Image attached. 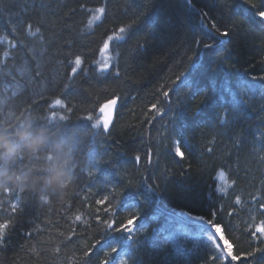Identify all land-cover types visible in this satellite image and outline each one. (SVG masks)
<instances>
[{"label":"trees","instance_id":"obj_1","mask_svg":"<svg viewBox=\"0 0 264 264\" xmlns=\"http://www.w3.org/2000/svg\"><path fill=\"white\" fill-rule=\"evenodd\" d=\"M259 12L264 0H0V132L46 135L0 170L39 177L67 158L72 177L0 187V264H264ZM112 99V126L93 128ZM212 212L238 261L190 219Z\"/></svg>","mask_w":264,"mask_h":264},{"label":"clouds","instance_id":"obj_2","mask_svg":"<svg viewBox=\"0 0 264 264\" xmlns=\"http://www.w3.org/2000/svg\"><path fill=\"white\" fill-rule=\"evenodd\" d=\"M45 143L46 135L43 131L34 130L31 125L21 126L15 135L0 132V162L15 159L24 149L36 154L44 147ZM69 165V159L54 157L50 165L43 170L45 174L39 177H33L31 173L11 174L0 170V187L6 186L9 181L24 186L30 181L36 180L43 186L64 189L72 183ZM41 200L45 203L49 202L46 196H41Z\"/></svg>","mask_w":264,"mask_h":264},{"label":"snow or ice","instance_id":"obj_3","mask_svg":"<svg viewBox=\"0 0 264 264\" xmlns=\"http://www.w3.org/2000/svg\"><path fill=\"white\" fill-rule=\"evenodd\" d=\"M195 2H197V0H194V3ZM100 11L103 12L104 8H101ZM205 15H207V14H205ZM258 16L260 18V23L264 24V12H259ZM119 31H120V33H124L125 29L124 28H120ZM214 31H217L219 34H221V35H223L225 37L228 36V34H229L228 31H224L223 33H221L220 29L218 27L215 28ZM116 39H123V37L119 36V37H116ZM205 47H209V45H205ZM262 79H264V78H262ZM164 95H165V97H167L168 93L165 92ZM60 103L61 102H59L57 105H59ZM115 104H116V100L115 99L111 100V102L107 104L108 108L105 109V111H109L110 110V116H111V108ZM101 114H104V113L101 112ZM87 119L89 121H91L92 117L89 116V117H87ZM101 125H103V127H104V120L103 119H98L96 121V123L94 125H92V127L93 128H100ZM108 127H109V124H108L107 128L104 127V129H108ZM176 151L181 156L184 155V153L181 152V150L179 148ZM262 207H264V205H262ZM213 215H215L214 212L211 213L210 217H201V219L204 220V222L208 225V227L210 229H212L213 233H215L213 238L216 240V247L221 248L226 253V257H227L228 260L238 261L240 259V257H238L237 255L234 254L232 246L225 239V237L223 235V232H222L221 225H219L218 223H216L214 220L211 219V216H213ZM137 218L138 217H135V216L129 217L127 219V222L123 225L122 228L119 229V231L127 232V233L133 232L135 230ZM8 228H9V224L8 223L0 224V246H3V244H4V241H5L6 237H7V232L5 230H7ZM259 233L260 234H264V227H261L259 229ZM114 251H116V249H112V252H114ZM103 264H109V262L107 260H105L103 262Z\"/></svg>","mask_w":264,"mask_h":264},{"label":"rangeland","instance_id":"obj_4","mask_svg":"<svg viewBox=\"0 0 264 264\" xmlns=\"http://www.w3.org/2000/svg\"><path fill=\"white\" fill-rule=\"evenodd\" d=\"M93 12L94 13L92 15V22H97L102 17L103 12H101L99 8L94 10ZM115 39H116V36L113 37L111 40H109L107 42V44L104 46L103 50H102V53H101V56H100L99 62H98L101 70H107L110 67V64H111V61H112V59H111V43ZM217 181H218L219 189L221 191H223V190H225L227 188L228 181H227V178H226V174L223 171H220L218 173ZM190 219H192L193 221H196V222H201L204 225H207L204 222V220L200 219L199 217H196V218H193V217L191 218L190 217ZM207 226H205V228H207V230H208L207 232H210L211 234L215 235V233H213L212 229H210Z\"/></svg>","mask_w":264,"mask_h":264},{"label":"water","instance_id":"obj_5","mask_svg":"<svg viewBox=\"0 0 264 264\" xmlns=\"http://www.w3.org/2000/svg\"><path fill=\"white\" fill-rule=\"evenodd\" d=\"M115 100H116V104L113 105L111 108V116H110V110L105 111V109L108 108L107 104L110 103L111 101L107 102L102 108L103 113H104V121H105L106 128H107L108 124H109L108 128H110V126L112 125V123L114 122V119H115L116 110H117V106H118V101H117V99H115Z\"/></svg>","mask_w":264,"mask_h":264},{"label":"bare ground","instance_id":"obj_6","mask_svg":"<svg viewBox=\"0 0 264 264\" xmlns=\"http://www.w3.org/2000/svg\"><path fill=\"white\" fill-rule=\"evenodd\" d=\"M92 19V18H91ZM119 37V36H122V33H118L117 35H113V36H111L108 40H107V42L109 41V40H111L113 37ZM116 40H120V39H115V40H113L112 42H114V41H116ZM107 42H106V44H107ZM112 44V43H111ZM208 233V235L206 236L208 239H211L212 241H214V243H215V245H216V240L213 238V234H211L210 232H207ZM224 252V251H223ZM224 254H225V256H226V253L224 252ZM227 258V257H226Z\"/></svg>","mask_w":264,"mask_h":264}]
</instances>
